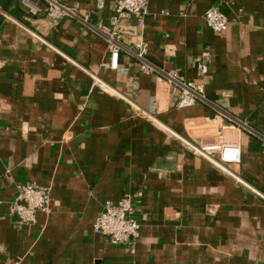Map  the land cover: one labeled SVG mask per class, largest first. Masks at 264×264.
Listing matches in <instances>:
<instances>
[{
  "label": "crops",
  "instance_id": "0c3cea01",
  "mask_svg": "<svg viewBox=\"0 0 264 264\" xmlns=\"http://www.w3.org/2000/svg\"><path fill=\"white\" fill-rule=\"evenodd\" d=\"M64 2L86 23L0 0V264H264V0H148L144 27L125 42L202 87L210 105L182 110L126 52L100 74L113 96L89 93L108 55L94 28L113 0L101 12L95 0ZM211 8L227 18L222 33L203 20ZM221 113L248 128L229 172L182 143L230 123ZM28 182L50 201L20 225L11 205ZM137 193L132 250L93 233L107 201Z\"/></svg>",
  "mask_w": 264,
  "mask_h": 264
},
{
  "label": "built area",
  "instance_id": "2783aa9c",
  "mask_svg": "<svg viewBox=\"0 0 264 264\" xmlns=\"http://www.w3.org/2000/svg\"><path fill=\"white\" fill-rule=\"evenodd\" d=\"M65 0H20L26 13L37 16L44 13L52 20L62 18L82 19L84 23L87 16L80 17L74 7L65 4ZM105 0H95V10L103 11ZM148 15V0H113V10L107 23H99L94 31L103 39L108 51L107 58L100 62L96 69L89 74L90 87L88 92L95 89L112 95L113 89L104 82L100 74L103 71H117L121 53H131L138 63L139 71L144 76L155 77L173 90L174 108L178 110L193 106L210 105L203 96L202 87L186 80L175 70L164 71L150 62L146 51L141 44H133L128 50L125 37H138V30L144 27V18ZM130 17L136 19L135 24H128ZM206 26L215 33H222L227 29V18L218 8H211L203 15ZM198 72H204V66L198 65ZM131 89L137 90L132 83ZM113 96V95H112ZM153 105L159 107L158 98L153 99ZM226 116L224 113L219 115ZM229 118L228 116H226ZM228 124H212L197 140L190 142L182 140L187 152L201 157L216 169L229 172L230 165H237L241 159V134L248 130L245 124L230 119ZM142 193L134 196L125 194L116 202L107 201L102 211L97 215L93 225V233L105 237L112 245L127 246L130 250L139 237L140 225L135 218L134 200H138ZM50 201L49 192L28 182L21 186L16 199L11 205V211L20 225H31L35 222L37 212H47ZM10 264H21L15 261Z\"/></svg>",
  "mask_w": 264,
  "mask_h": 264
}]
</instances>
